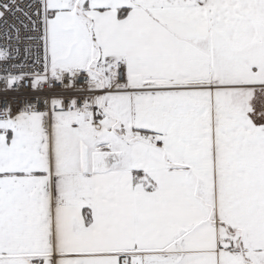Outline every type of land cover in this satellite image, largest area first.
<instances>
[{
    "label": "snow or ice",
    "instance_id": "1",
    "mask_svg": "<svg viewBox=\"0 0 264 264\" xmlns=\"http://www.w3.org/2000/svg\"><path fill=\"white\" fill-rule=\"evenodd\" d=\"M0 264H264V0H0Z\"/></svg>",
    "mask_w": 264,
    "mask_h": 264
}]
</instances>
